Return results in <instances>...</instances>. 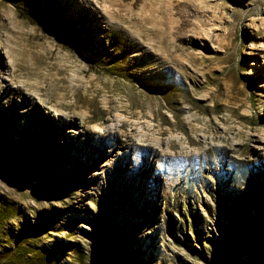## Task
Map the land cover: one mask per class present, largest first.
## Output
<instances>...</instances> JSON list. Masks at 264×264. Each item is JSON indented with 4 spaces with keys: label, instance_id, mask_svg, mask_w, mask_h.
<instances>
[{
    "label": "rangeland",
    "instance_id": "obj_1",
    "mask_svg": "<svg viewBox=\"0 0 264 264\" xmlns=\"http://www.w3.org/2000/svg\"><path fill=\"white\" fill-rule=\"evenodd\" d=\"M0 264H264V0H0Z\"/></svg>",
    "mask_w": 264,
    "mask_h": 264
},
{
    "label": "bare ground",
    "instance_id": "obj_2",
    "mask_svg": "<svg viewBox=\"0 0 264 264\" xmlns=\"http://www.w3.org/2000/svg\"><path fill=\"white\" fill-rule=\"evenodd\" d=\"M94 126V125H93ZM97 133V130H94L93 131V133ZM125 132V131H124ZM114 134V142H109V144H107V145H103V147L101 148L102 150H105V151H107L108 152V156L111 158V157H114L115 155H116V148L117 147H123V148H127L128 147V143L126 142V141H124V139L121 137V136H123V134L121 133V134H119L118 133V131H116L115 133H113ZM112 134V135H113ZM100 137L101 138H105V137H109V135H110V133H101L100 132ZM111 136V135H110ZM86 141H89V140H91L92 139V135H88L86 138ZM151 142V141H150ZM142 145V144H141ZM150 147H148V148H152V153H151V155H152V158H154V160H157V158H160L159 156H161V153L159 152V148L157 147H155L154 145H149ZM72 147H73V145L72 144H70V146H68V150H69V153L71 152L72 153ZM142 146H139L138 148L140 149ZM138 149V150H139ZM84 150V149H83ZM150 150V149H149ZM146 158V157H145ZM151 162H150V159H148V157L145 159V162L144 163H140L139 161H137V164L138 165H141V166H143L142 167V169H140V168H138V167H135V168H131V166L129 165V164H127V168H131L130 169V172L131 173H133V174H135V175H139L140 173H144V172H148L149 170H150V164ZM160 163V162H159ZM256 167H259V165H255ZM95 176V175H94ZM96 177V176H95ZM94 177V178H95ZM143 181V180H142ZM139 184H141V181L139 182ZM132 189V188H131ZM122 202V201H121ZM146 208V207H145ZM113 211V210H112ZM157 210H156V207H155V209H154V212H156ZM133 219V218H132Z\"/></svg>",
    "mask_w": 264,
    "mask_h": 264
}]
</instances>
